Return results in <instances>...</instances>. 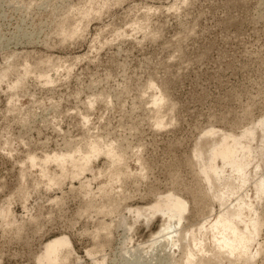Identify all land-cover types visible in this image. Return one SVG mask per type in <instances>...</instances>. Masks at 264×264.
<instances>
[{"label": "rangeland", "instance_id": "1", "mask_svg": "<svg viewBox=\"0 0 264 264\" xmlns=\"http://www.w3.org/2000/svg\"><path fill=\"white\" fill-rule=\"evenodd\" d=\"M89 1L0 0V264H39L61 235L71 247L60 264H183L187 246L205 260L221 194L258 220L238 263L264 264V0ZM160 90L175 119L158 128L148 99ZM249 128L245 171L218 159V178L203 174L220 136ZM92 143L124 160L100 154L80 178L47 184L60 168L46 155L80 158ZM168 193L185 202L180 225L136 212ZM163 220L176 225L174 246L151 244ZM187 230L194 240L179 236Z\"/></svg>", "mask_w": 264, "mask_h": 264}, {"label": "bare ground", "instance_id": "2", "mask_svg": "<svg viewBox=\"0 0 264 264\" xmlns=\"http://www.w3.org/2000/svg\"><path fill=\"white\" fill-rule=\"evenodd\" d=\"M91 2H93V1L91 0ZM91 2L89 1V3H91ZM91 9H92L91 5H87L85 8H83V10H82L83 16L84 15L86 16L91 11ZM78 24H79V22H78ZM75 26L76 25H74V27ZM73 29H72L73 33L72 32H70V33H72L74 35L75 32ZM75 30H76V27H75ZM79 30L80 29H78L76 31H79ZM61 31L64 32L63 29ZM75 34H77V32ZM25 72H26V74H29V73H27L28 69H26ZM150 84H149L150 85L149 87L154 86L152 83H150ZM21 85H23V84H21ZM148 102L152 106V107H149V108H151L150 112H152L151 113V117H152L151 119L153 120L154 125L156 127H158V128L161 126L164 127L166 124H170L171 122H173V119H175V113H174L175 112V106L173 105V103L171 101L169 102V99H168L165 92L160 90L159 93L152 95L150 97V99H148ZM214 131L211 128V131L206 130V132H204V133H207V135H209V137H210L211 133L214 134ZM215 134H216V132H215ZM252 135H253V131L250 128L245 130V131H242L240 136H235V135L223 133V135L220 136V138L216 142V144H214L213 146L211 145L212 146L211 149L206 154L205 163H203L204 161L202 160V159H205V158H203L205 156L200 158V160L203 161L201 163H203V165L205 164L204 166L202 165L203 168L201 169L203 174H205L208 177H212L213 180L217 179L218 174L220 172H222V170L224 168L223 167L222 169H218V167L216 165V162L218 159H221V160L225 161L226 164L233 166L235 168V171L238 174H242V172L245 171V167L243 166V164H241V162L239 161L237 156H238V153L240 152V150L244 146L243 147L239 146V142H240L241 138H245V137H246V139L252 138ZM197 143H198V141H197ZM202 143L199 142V144L196 145V147L194 146L195 149L194 150L192 149L193 151L191 153L192 157H195V156L200 157L202 155V153L205 151L203 149L204 144H202ZM89 146H90V144H89ZM100 146L101 145L92 143V145L89 147V150L87 152H84V153L82 152V156L80 158L75 157V154L69 155L68 153H67L68 155L64 154V153L54 154L52 156L46 155L44 158L45 163L48 161L55 162L57 164V166L60 168V174H58V175L56 174L54 176L47 177V180H48L47 184L49 186H52L55 184H60V182L66 178H70V179L80 178L81 175L84 173V171L90 169L93 160L96 159L100 154H105L106 157L111 159L112 164L119 163L120 161L124 160L123 154H121V151L119 153V150H116L113 146H111V145L110 146L108 145L107 147H106V145L103 147H100ZM77 151H78V149H77ZM74 152L72 151V153H74ZM30 159H31V162H33L34 156H31ZM197 161H198V159H197ZM198 163H200V162H198ZM114 167H116V166H114ZM44 172H45V175H44V178H45V176H47V175H46L45 170H44ZM126 173H128V172H126ZM255 182H256L255 185L260 190V192L261 191L264 192V181L262 180V178L258 179V181H255ZM227 184L230 185L229 182H227ZM108 197H109V195H108ZM108 197L106 196V198H108ZM239 197H240V195H238L237 198H239ZM107 201H109V200H107ZM219 201H220V205H221V209L219 211V214L218 215H212L211 217H209V222H208L210 229H212L214 232L218 233V236H214V235L211 236L210 242H211V245H213V248H211V250H210L211 252H210L209 257H206L205 260H200L198 258L195 260L196 254L191 250L190 247L187 246L186 248H184L185 250H184L183 264H220V263L222 264L225 261H228L229 264H239L238 263L239 257L247 256V253L249 251V242L251 240L250 234L252 233V231H256L258 229L257 228V227H259L258 226V220L253 219V218L248 219L247 217H245V218L243 217L244 216L243 215V213H244L243 208L244 207H242L243 206L242 201L238 204L236 209H233L230 205H226V203L223 201V195L222 194L219 196ZM146 209H149V210L153 211L154 213H160L162 217L169 216V214L171 213L173 215V217L176 219V223H175L176 225L177 224L180 225V222H182L184 220L183 218L187 212L184 200H182L181 198L172 196L171 193L166 194L163 198H158L148 208H145V209L136 208L135 210H137L136 212L138 214H142L145 212ZM8 214H9V207L3 206L0 209L1 217L6 218L8 216ZM247 216H249V215H247ZM175 224H170L169 222H166L165 220L161 221L159 229L156 231V233L151 235L152 236L151 240L153 239L152 241L150 240L151 244L158 242V240H160V239H164L166 242L170 241V243L173 246L176 245L175 242H173L171 240L173 238L174 233L176 232L175 231L176 230ZM188 234L190 235V238L192 240L195 239L194 233H192L190 230L185 231L182 235L180 233L179 236H182L184 238ZM197 242H199V241L198 240L196 241V243H195L196 245H197ZM151 244H149V245H151ZM70 247H71L70 241L64 235L50 238L49 240H47L44 243L42 253L40 255L38 254V256H37L38 263L39 264H60L61 258L65 254V253L63 254V252L65 250H68ZM210 247H212V246H210ZM68 253H69V251H68ZM66 255H68V254H66ZM62 259H64V258H62Z\"/></svg>", "mask_w": 264, "mask_h": 264}]
</instances>
